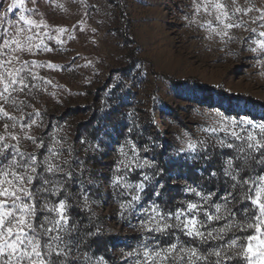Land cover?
Wrapping results in <instances>:
<instances>
[{
    "label": "rangeland",
    "instance_id": "rangeland-1",
    "mask_svg": "<svg viewBox=\"0 0 264 264\" xmlns=\"http://www.w3.org/2000/svg\"><path fill=\"white\" fill-rule=\"evenodd\" d=\"M221 2L233 7L231 0ZM237 3L241 8L254 6L243 17L245 21L260 15L255 9H264V0ZM0 4L7 7L3 0ZM26 7L38 9L34 19L43 18L51 29L67 28L74 37L69 39L65 33L62 45L45 38L53 51H43L42 45L35 54L25 53L23 59L44 65L33 69L43 79L30 80V84L39 85L32 89L33 95L14 94L25 101V114L35 107L42 117L31 134L43 140V147L37 149L31 141L21 139V151L35 153L43 161L50 155L48 149L55 147L60 155L53 158V163L64 169L49 174L41 166L39 178L29 185L36 193L38 207L46 202H66L68 224L59 233L65 254L53 255V264H136L143 261L145 247L156 250L174 243L178 246L176 254L183 259L170 257L166 264H188L187 254L180 253V248H194L207 257H193L194 264H215L217 258L208 253L221 247L232 257L225 260L222 255L221 264H246L236 255L240 249H226V244L233 236H246L252 230L242 233L233 229L222 234L223 239L201 240L177 227L149 232L141 222L148 219L154 204L164 214L186 210L188 202L200 203L215 213L213 205H224L226 195L231 201L228 209L235 213L236 220H243L244 210L251 209L248 201H241L248 186L233 188L235 182L225 175V169L227 161L232 160L230 171L238 173L240 180L264 176V148L248 149L244 139L203 129L219 127L213 120L216 112L238 122L264 124V66L256 63L264 57L247 51L248 45L242 42L252 34L232 29L230 41L214 34L209 39L207 22L215 25V21L203 11L195 16L193 0H37L35 5L26 0ZM185 15L196 23H188ZM9 17L18 18L13 13ZM262 22L246 26L260 31L264 30L258 27ZM6 107L21 116L11 106ZM5 122L0 120V133ZM27 122L28 118L22 120ZM241 127L235 130L242 138L254 131L264 139L258 129L249 126L241 131ZM54 140L61 143L54 145ZM128 140L136 145L138 157L126 168L120 161L133 155ZM190 140L196 143L194 151L187 147ZM121 146L127 157L120 154ZM241 147L243 152L239 151ZM13 155L9 149L5 157H0V167ZM144 161L151 167L135 166ZM116 176L123 180L114 185ZM43 179L58 181V194L38 191L53 186L44 185ZM125 184L133 187L125 188ZM139 184L144 188L137 192L135 186ZM188 187L211 195V200L204 203L195 193L187 192ZM132 195H139V201H132ZM121 204L127 207L121 209ZM220 215H226L223 208ZM45 216L55 214L38 211L36 222ZM198 218L206 222L200 229L205 233L229 222L223 218L207 222L203 211ZM170 223L175 225V219ZM129 252L134 255H126Z\"/></svg>",
    "mask_w": 264,
    "mask_h": 264
},
{
    "label": "snow or ice",
    "instance_id": "snow-or-ice-1",
    "mask_svg": "<svg viewBox=\"0 0 264 264\" xmlns=\"http://www.w3.org/2000/svg\"><path fill=\"white\" fill-rule=\"evenodd\" d=\"M36 2L37 0H31L34 5ZM3 3H6L7 7L3 8V4H0V8H3V11L0 12V120L6 122L3 124L4 132L0 133V157H5L9 149L12 150L14 155L6 165L0 167V264H53L51 259L53 255L59 257L65 254L60 247L62 237L59 233L64 231L68 224L66 202L61 200L56 205L46 202L38 207L36 193L33 192L29 185H32L39 178L38 169L41 166L49 174L64 172V169L53 163V158H58L60 155L55 147L48 149L50 155L46 156L43 161H40L35 153L25 154L21 151V139L31 141L37 149L43 147V140H37L31 134L33 126L39 127L42 123V117L35 107H33L32 112L25 114L23 111L25 101L19 100L14 94L33 95L32 89H38L39 85L30 84V80L43 79L38 77L33 69L44 67V65L23 59L22 57L25 53L35 54L34 50H40L42 45L43 51H53L52 48L45 44V38L49 41L54 40L57 44L62 45L64 40L61 37L65 33H68L69 39H74V37L67 28L57 27L51 29L43 18L40 20L34 19L33 16L39 14L38 9L27 8L26 0H3ZM231 3L233 7L230 8L226 3H222L221 0H193L194 15L199 16L201 11H203L205 15L213 17L215 25H213L211 20L206 25V30L210 33L209 39L212 38L211 34H214L222 39L227 37L230 41L232 40L230 34L232 29L250 32L252 35L242 41L248 45L246 50L264 57V30L258 31L257 28L246 26L248 24H257L258 21H264V9H255L260 15L245 21L243 17L248 16L254 10V6L241 8L238 6L237 0H231ZM17 9L18 13L15 12ZM9 13L17 15L18 18H10ZM184 19L190 24L196 23L195 19L187 15L184 16ZM200 26L205 27V25ZM258 27L259 29H264V22L259 23ZM51 32H54L55 35L50 34ZM256 63L264 66V58L257 59ZM48 67H52V65H48ZM46 83L51 82L46 81ZM26 89L28 90L27 92H25ZM6 106H11L14 112H20L21 116L17 117L9 112ZM129 115L131 116V113ZM25 118H28V122L22 123ZM213 120L214 124L219 125V127L204 128V132L216 133L223 131L226 134L230 133L236 140L244 139L248 149L259 151L264 148V139L258 138L254 131H248L247 136L242 138L235 130L237 127L243 126L241 131H246L247 127L250 126L253 130L258 129L261 137H264V124H253L250 120L238 122L225 117L219 112L214 114ZM17 128L20 130L19 133L14 131ZM128 131L131 132L132 129L129 128ZM185 135L187 136L188 134L185 133ZM7 141H14L15 143ZM60 143V141L54 140V145ZM200 143H203V141ZM220 143L223 145L224 141H220ZM126 144L131 146L133 155L127 161L121 160L120 163L127 168L137 160L138 152L136 145L131 140L126 141ZM187 147L194 151L196 143L190 140ZM227 147L232 148L233 145L228 144ZM244 150L243 147L239 149L241 152ZM120 154L127 157L124 146H121ZM64 163H67V161ZM145 165L151 167L148 161H144V164H135L136 167ZM231 169H233V161L228 160L225 175L230 176L235 182L233 188H236L237 185L242 188L245 185L248 186L241 196V201H248L252 207L244 210L245 217L243 220H236L235 213L228 209V204L231 201L226 195L224 197V205H213L215 213H210L200 203L188 202L186 210L180 209L174 214H164L160 211L159 206L154 204L148 219L141 222V227L149 232H164L169 228L177 227L185 231L188 236L200 238L201 240L205 237L223 239L222 234L233 229H238L242 233L252 230L246 236H233L227 242L226 249L239 248L240 251L236 255L242 258L246 264H264V176L240 180L238 173L234 174L233 171H230ZM119 170L117 168V171ZM67 175L69 178L71 177L70 172ZM144 179L147 180L149 177L145 176ZM122 180L123 177L116 176L113 184H120ZM43 184H52L53 186L42 187L38 191L50 192L52 195H56L61 190L58 181L43 179ZM124 187L131 188L133 186L125 184ZM135 188L137 192H140L143 190L144 185L139 184ZM186 191L195 193L204 203L211 200V195H203L194 187H188ZM139 199V195H132L131 197L132 201H139ZM86 200L87 198L85 197ZM126 207L125 204H121V209ZM222 208L226 213L223 217L220 215ZM45 210L54 213L55 216H45L37 223V212ZM201 211H203L207 222L219 221L222 218L227 219L229 222L222 228L205 233L200 230L205 227L206 223L198 218ZM249 211L252 212L250 216L247 215ZM173 219L176 221L175 225L170 223ZM241 240L244 243H238ZM177 247L175 243L167 248L156 250L145 247L143 249V261L137 260L136 264H166L170 257L173 260H182L183 256L176 254ZM179 252L187 254L188 264H194L193 257L197 260L207 258L201 256L194 248H180ZM126 255L132 256L134 253L129 252ZM208 255H214L217 258L215 264H221L220 258L222 255L225 260L232 258L227 254L225 247L211 251Z\"/></svg>",
    "mask_w": 264,
    "mask_h": 264
}]
</instances>
